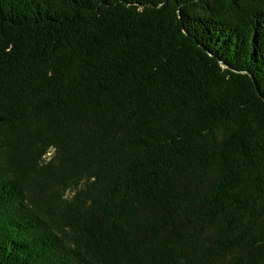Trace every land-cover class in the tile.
I'll list each match as a JSON object with an SVG mask.
<instances>
[{
	"label": "trees",
	"instance_id": "trees-1",
	"mask_svg": "<svg viewBox=\"0 0 264 264\" xmlns=\"http://www.w3.org/2000/svg\"><path fill=\"white\" fill-rule=\"evenodd\" d=\"M0 264H264V0H0Z\"/></svg>",
	"mask_w": 264,
	"mask_h": 264
}]
</instances>
